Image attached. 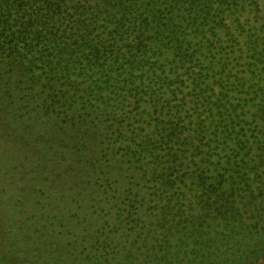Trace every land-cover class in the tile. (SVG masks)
Here are the masks:
<instances>
[{
	"label": "trees",
	"instance_id": "trees-1",
	"mask_svg": "<svg viewBox=\"0 0 264 264\" xmlns=\"http://www.w3.org/2000/svg\"><path fill=\"white\" fill-rule=\"evenodd\" d=\"M0 123L75 210L0 205V264H264V0H0Z\"/></svg>",
	"mask_w": 264,
	"mask_h": 264
},
{
	"label": "rangeland",
	"instance_id": "rangeland-1",
	"mask_svg": "<svg viewBox=\"0 0 264 264\" xmlns=\"http://www.w3.org/2000/svg\"><path fill=\"white\" fill-rule=\"evenodd\" d=\"M251 18H254V16L251 15ZM224 45L229 46V43H224ZM187 82L189 83L188 80ZM2 127L3 126L0 123V128ZM3 131L5 130L0 129V133ZM0 138H1L0 139V205L2 206L11 205L13 207H16L18 206L17 204H20L22 205V209L16 212V215L19 218H24L27 220L29 216H35L34 219L35 222H38L40 224L44 223L46 221V216L53 215L54 213L59 212V210L54 209V207L58 206L57 204L59 202L56 204V206L49 205L50 198L45 196V193L48 190V183H45L44 180L42 179V176L40 175V172L42 170L40 169L41 165L37 167L38 164L34 162L32 158L26 159L25 155L20 156L22 153H17L16 151H14L17 150V148L21 149V146H23L24 144V138L17 136L15 137L7 136L6 138L5 137H0ZM28 145L29 144H27V147ZM31 146H35V144ZM14 164H22L23 167H20L19 169H14L13 168ZM67 165L68 162H65V165L64 163L58 164L54 168L55 172L53 173L64 174L68 168ZM93 188L95 190H98L99 187L97 185H93ZM82 189L83 188L79 189L80 192ZM85 194H87L86 189H84L82 194L79 196L80 200L78 202V205L84 204V202L86 203L87 201H89L88 203L91 202L92 199L89 197L85 198ZM52 196L54 198H57L59 194L53 193ZM98 199H102L101 195H98ZM20 201L24 202V206L23 203H21ZM102 202L105 204L103 210H101L100 208V204ZM98 204H99V213L94 214L95 217H93V219H90L91 217L87 218L86 216H82L83 226H89L90 229L93 231H96L97 228L103 229L105 227V231L99 234L104 237H107L106 240L107 243L109 242L115 243V240L123 237L121 242H119V245L121 247L117 246L116 250L123 248L128 244V239L130 240L134 239V237H132L131 235L123 236L122 232H124L125 229V227L122 226L123 217L121 218L117 217V215H115L114 212H111L112 211L110 210L111 206L107 205V202L98 201ZM74 211H69L68 209H66L65 211L64 209V212H59L58 215L60 216V214L66 213L65 216L70 217L71 215H73V213H75ZM5 214L6 213H4L3 215ZM116 230H120V232H116ZM95 234L96 233H94V235ZM32 237H34L33 240L36 241L39 239L38 235ZM40 242H42V236H40ZM66 247L63 249L64 253H66ZM38 250L39 251L36 252L35 255L36 261L33 262V264H40V262L37 259L38 258L37 254L40 252V249ZM110 261L113 262L114 258L112 257ZM72 262H76L77 264H83L84 262V256L78 250V245H76V247L72 251Z\"/></svg>",
	"mask_w": 264,
	"mask_h": 264
}]
</instances>
